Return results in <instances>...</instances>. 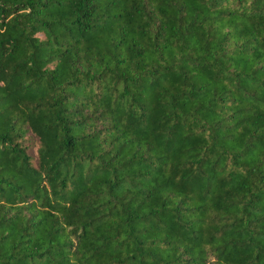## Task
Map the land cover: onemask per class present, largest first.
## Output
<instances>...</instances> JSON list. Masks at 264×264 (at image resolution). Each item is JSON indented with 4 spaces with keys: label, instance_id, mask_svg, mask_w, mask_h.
<instances>
[{
    "label": "trees",
    "instance_id": "1",
    "mask_svg": "<svg viewBox=\"0 0 264 264\" xmlns=\"http://www.w3.org/2000/svg\"><path fill=\"white\" fill-rule=\"evenodd\" d=\"M0 264H264V0H0Z\"/></svg>",
    "mask_w": 264,
    "mask_h": 264
}]
</instances>
